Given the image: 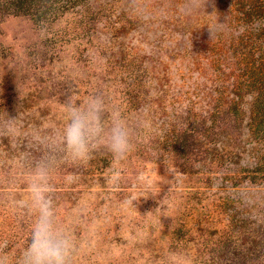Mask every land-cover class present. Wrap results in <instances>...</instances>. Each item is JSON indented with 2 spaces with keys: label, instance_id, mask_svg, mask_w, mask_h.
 I'll use <instances>...</instances> for the list:
<instances>
[{
  "label": "rangeland",
  "instance_id": "rangeland-1",
  "mask_svg": "<svg viewBox=\"0 0 264 264\" xmlns=\"http://www.w3.org/2000/svg\"><path fill=\"white\" fill-rule=\"evenodd\" d=\"M224 1L81 0L54 20L0 16V264H17L29 240L33 215L18 201L41 160L72 264H166L171 253L180 264H264L263 167H232L255 149L234 148L245 120L204 76L209 41L228 36ZM92 95L129 128L123 160L61 149L67 102ZM206 116L232 136L206 147Z\"/></svg>",
  "mask_w": 264,
  "mask_h": 264
},
{
  "label": "trees",
  "instance_id": "trees-1",
  "mask_svg": "<svg viewBox=\"0 0 264 264\" xmlns=\"http://www.w3.org/2000/svg\"><path fill=\"white\" fill-rule=\"evenodd\" d=\"M80 2L0 0V16L14 11L28 14L36 20H54L65 10L83 5ZM222 10L226 11L224 22L228 36L224 33L217 41H209V44L216 46V50L206 56L210 67L209 72L204 69V76L210 77L208 81L211 80L214 85L224 87L219 93L224 94L230 102L227 112L235 114L241 121L245 120L244 130L238 133L240 141L234 144V148L243 149L250 143L255 149L254 155L233 160L232 167L238 169L239 164L244 163L243 166L248 168L256 163L264 171V0H225ZM223 110L221 108L213 113L212 117ZM210 121L207 116L202 120L205 128L199 132L197 139L206 147L223 143L222 135L232 136L215 130Z\"/></svg>",
  "mask_w": 264,
  "mask_h": 264
},
{
  "label": "clouds",
  "instance_id": "clouds-1",
  "mask_svg": "<svg viewBox=\"0 0 264 264\" xmlns=\"http://www.w3.org/2000/svg\"><path fill=\"white\" fill-rule=\"evenodd\" d=\"M209 29L212 38V29ZM105 105L106 101L100 95H92L79 104L67 102V120L60 131L61 149L67 158L85 160L100 149L117 161L126 158L130 150L129 128L117 111L109 116ZM50 167L48 160L35 163L27 181V193L18 201L20 207L32 213L33 222L29 240L17 264H72L75 245L56 220ZM134 201L136 198L130 197L124 203L132 205ZM166 264H180V259L176 253H171Z\"/></svg>",
  "mask_w": 264,
  "mask_h": 264
}]
</instances>
